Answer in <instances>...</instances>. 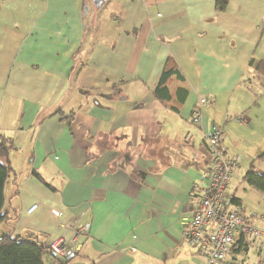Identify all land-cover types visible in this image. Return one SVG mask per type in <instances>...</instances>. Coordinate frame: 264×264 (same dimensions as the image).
Here are the masks:
<instances>
[{"label": "crops", "instance_id": "crops-1", "mask_svg": "<svg viewBox=\"0 0 264 264\" xmlns=\"http://www.w3.org/2000/svg\"><path fill=\"white\" fill-rule=\"evenodd\" d=\"M215 3L0 0V134L15 148L4 190L13 224L2 233L49 245L83 224L67 264H205L186 235L209 161L192 126L201 99L203 131L222 128L225 155L239 160L230 205L260 214L264 229V195L243 179L251 163L264 173V138L242 163L230 151L253 142L252 104L264 102L250 65L264 58V0ZM169 61L182 79L159 96ZM261 243L234 245L220 264H264Z\"/></svg>", "mask_w": 264, "mask_h": 264}, {"label": "built area", "instance_id": "built-area-1", "mask_svg": "<svg viewBox=\"0 0 264 264\" xmlns=\"http://www.w3.org/2000/svg\"><path fill=\"white\" fill-rule=\"evenodd\" d=\"M207 103V100L201 99L191 114L192 124L203 132L209 161L200 182L187 238L189 243L202 249L205 264H220L234 245L239 244L240 249L245 251L252 240L260 239V257L264 262V229L255 224L262 219L261 215L254 212L243 214L238 206L230 205L228 189L233 174L239 168V160L225 155L222 128L211 125L208 131L202 129L201 108ZM87 235L86 226L76 224L71 240H53L48 245L49 250L57 257L68 258L79 250Z\"/></svg>", "mask_w": 264, "mask_h": 264}, {"label": "trees", "instance_id": "trees-1", "mask_svg": "<svg viewBox=\"0 0 264 264\" xmlns=\"http://www.w3.org/2000/svg\"><path fill=\"white\" fill-rule=\"evenodd\" d=\"M228 2L229 0H216L215 5L217 11L223 12ZM250 65L254 67L256 74L262 79V85L264 86V58L256 63L250 61ZM178 79H182L179 69L173 62H167L156 87L157 95L160 96V89L164 91L169 84ZM165 103L168 105L170 98L165 100ZM14 149L12 140L0 134V225L8 223L10 220L9 211L5 207L6 199L4 190L8 178L14 172L9 161V153ZM259 158L263 159L264 153ZM243 179L248 186L260 191L264 195V173L262 175L256 174L253 171L252 163ZM40 180L45 183L43 179L40 178ZM45 250H48L50 256L58 259L60 264L69 263L74 257V254H77L75 252L68 258L63 257L62 259V257L53 255L47 243L39 241L37 235L20 236L13 235L9 232L0 233V264H46L43 259Z\"/></svg>", "mask_w": 264, "mask_h": 264}, {"label": "rangeland", "instance_id": "rangeland-1", "mask_svg": "<svg viewBox=\"0 0 264 264\" xmlns=\"http://www.w3.org/2000/svg\"><path fill=\"white\" fill-rule=\"evenodd\" d=\"M263 103H264L263 101H260L259 98L257 99L255 96V100L252 104V110L254 112H252V114L250 116L251 124H250L249 128L246 130V134H245V135H247V137H251L253 142L252 143L250 141L243 142V143L235 142V143H232L230 145V151L234 152L235 154H237L238 156H240L242 158L241 163H242L243 158L254 156V153L257 150L255 142L264 138V105H263ZM231 117H232V119H234L233 115ZM229 119L230 118H228V120ZM233 121H236V120H233ZM229 123L230 122H227L226 125H228ZM192 126L195 127L194 125H192ZM227 141L230 142V134L229 133L227 135ZM12 224H13L12 220H9L8 223H6V224H1L0 225V233L4 232L3 229L8 230ZM44 255L47 257L49 256L48 250L44 251ZM51 258H53L52 260H54L55 262H58V259H56L52 256H51Z\"/></svg>", "mask_w": 264, "mask_h": 264}, {"label": "water", "instance_id": "water-1", "mask_svg": "<svg viewBox=\"0 0 264 264\" xmlns=\"http://www.w3.org/2000/svg\"><path fill=\"white\" fill-rule=\"evenodd\" d=\"M104 2L105 0H93V6L94 8H99L103 5Z\"/></svg>", "mask_w": 264, "mask_h": 264}]
</instances>
